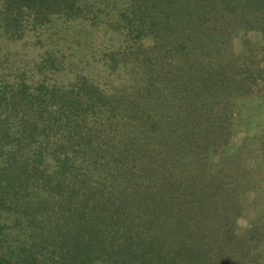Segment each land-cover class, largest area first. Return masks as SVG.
Returning <instances> with one entry per match:
<instances>
[{"label": "trees", "instance_id": "16d2710c", "mask_svg": "<svg viewBox=\"0 0 264 264\" xmlns=\"http://www.w3.org/2000/svg\"><path fill=\"white\" fill-rule=\"evenodd\" d=\"M0 21L39 46L0 79V264L264 262L238 224L257 173L223 154L264 0H0Z\"/></svg>", "mask_w": 264, "mask_h": 264}, {"label": "rangeland", "instance_id": "374dc122", "mask_svg": "<svg viewBox=\"0 0 264 264\" xmlns=\"http://www.w3.org/2000/svg\"><path fill=\"white\" fill-rule=\"evenodd\" d=\"M54 27L55 25L49 27L48 36L52 37L56 33V31H53ZM58 27L60 33H57V40L62 37V35H59L61 32L66 33V38L61 41L63 45L60 42L62 48L60 51L64 52L66 46H72L70 44V32H73L74 29L66 30L61 24H58ZM2 28L0 21V79L1 81L12 82L14 77L12 74L16 68L25 62L32 65V61L37 59L39 46H36L32 39L27 38L26 31L24 32V39L13 41L15 39L3 34ZM56 30L58 29L56 28ZM30 33L32 34V32ZM245 37V40L253 44V52L257 54V58L264 60V35L259 32H249ZM240 38L235 40L236 51H242V48H244V38ZM79 43L80 41L74 44L71 51L74 49V53L78 54L77 59L82 60V58H85L86 52L80 50L77 53L76 46ZM66 57L68 58V56ZM54 80H56V77L49 79L48 82L52 83ZM223 154L226 157L233 156L235 158L236 169L242 171L254 170V173H257L256 190L258 192L254 193L253 190H248L242 194L247 210L243 212L238 224L244 226L258 218L255 225L260 226L264 232V79L256 84L250 98L238 99L233 114L232 138L227 147L223 149ZM1 160L0 157V163ZM262 244L264 245V242Z\"/></svg>", "mask_w": 264, "mask_h": 264}]
</instances>
